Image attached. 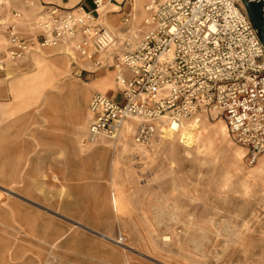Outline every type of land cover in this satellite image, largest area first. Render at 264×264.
<instances>
[{"label": "rangeland", "instance_id": "374dc122", "mask_svg": "<svg viewBox=\"0 0 264 264\" xmlns=\"http://www.w3.org/2000/svg\"><path fill=\"white\" fill-rule=\"evenodd\" d=\"M0 1L21 13L20 22L48 2ZM113 3L118 8L103 3L98 22L135 43L146 0ZM5 47L0 32V58ZM79 59L74 66L58 51L34 52L0 71V167L11 179L0 183V209L9 253L23 248L16 262L264 264V155L249 165L224 119L204 112L174 134H161V125L145 147L134 142L135 120L115 142L85 143L91 96L118 89L114 71L91 74ZM80 69L89 72L77 78ZM0 264H12L5 248Z\"/></svg>", "mask_w": 264, "mask_h": 264}, {"label": "built area", "instance_id": "2783aa9c", "mask_svg": "<svg viewBox=\"0 0 264 264\" xmlns=\"http://www.w3.org/2000/svg\"><path fill=\"white\" fill-rule=\"evenodd\" d=\"M108 1L93 0L91 12L50 7L34 20L37 34L30 39L18 30L20 12L0 18L6 32L0 71L6 61L67 44L74 57L91 62V74L114 71L120 96L91 97L85 143L115 142L125 123L135 120L134 142L145 147L164 122L180 125L204 112L224 119L248 164H255L264 155V48L242 2L146 0L143 31L129 44L98 22Z\"/></svg>", "mask_w": 264, "mask_h": 264}, {"label": "crops", "instance_id": "0c3cea01", "mask_svg": "<svg viewBox=\"0 0 264 264\" xmlns=\"http://www.w3.org/2000/svg\"><path fill=\"white\" fill-rule=\"evenodd\" d=\"M92 1L93 0H91V4H88V0H48V2L46 1V3H42V5H43L42 7H44V10L39 11L36 14V17L33 20L28 22L27 20H24V17H23V20L21 22L20 21L18 22V30H19V32L21 33V35L25 39L33 38L37 34V31L33 27V22L39 15H41L48 8H50V7H58L60 9H64V10H74L76 8H81V9H83L84 12H91L93 10ZM111 1H119V0H111ZM109 4L111 6H113L114 8H118V6L116 4H114L113 2H111ZM85 7H88V8L85 9ZM11 11H17V10L16 9H8V8L4 7L3 9L0 10V18H8L10 16V14H11ZM126 21H129V20L126 19L125 22ZM0 32H2V34H3L4 38H5V41H6L5 28L0 29ZM130 35H131L130 33L128 34V36L125 35V38L122 39V41H127L129 44H135L139 40V38L141 36L140 35L138 38L134 39L135 43H132L131 40H133L132 39L133 36L131 37ZM42 51L43 52L44 51H58L60 53H63L70 59L71 64H73L74 66L75 65L77 66L76 60L79 59V58L76 59V57H74L72 55V53L70 51V47L67 44L59 45V46H57L55 48H47V49L36 50L35 53H41ZM72 56H73V58H72ZM80 61L81 62H89L90 63L89 64L90 68L93 69L92 64H91L90 61H88V60H80ZM80 70H84L86 72H89V71H87L85 69H80ZM108 83H109V80L104 79V80H99L98 85L101 87L102 91H105V88L107 87ZM81 96L83 97V95H81ZM117 96L119 97V100H120V96L118 94L114 95L111 98H113L115 100V97H117ZM84 98H85V96H84ZM7 172H8V175H9V171H7ZM9 180H11V179H9V177L6 176V170H3L0 167V183L6 185L7 184L6 182H8ZM11 193H13L12 188L8 189V194H11ZM0 201H1V196H0ZM5 216H7V212L0 209V226L4 227V229L0 228V231L3 232L4 235H5L3 240H1V242H0V248H5L6 249V251L8 252L9 261L12 264H25V262H16L19 259V257H18L19 256V251H22V249H23V248H21L22 246H19V249L16 250L15 252L9 253V248H8V244L9 243L7 242V240H8L7 237H6V233L7 232H6V229H5V228H7L8 225L5 223ZM10 230H11L12 234L13 233L15 235H19L20 234V232L16 231L13 227H11V225H10ZM100 236L102 238H105L103 235H100Z\"/></svg>", "mask_w": 264, "mask_h": 264}, {"label": "water", "instance_id": "95a60500", "mask_svg": "<svg viewBox=\"0 0 264 264\" xmlns=\"http://www.w3.org/2000/svg\"><path fill=\"white\" fill-rule=\"evenodd\" d=\"M241 2L264 48V0H241Z\"/></svg>", "mask_w": 264, "mask_h": 264}, {"label": "bare ground", "instance_id": "6f19581e", "mask_svg": "<svg viewBox=\"0 0 264 264\" xmlns=\"http://www.w3.org/2000/svg\"><path fill=\"white\" fill-rule=\"evenodd\" d=\"M107 3H111V1H108ZM263 14H264V10H263ZM180 125H175V124L171 125L169 123L164 122V124H162V126H161L160 133L163 135L174 134L180 128ZM195 126H196L195 123L191 122L186 127V129H187L186 131L188 134H184V142L187 143L188 145H190L192 143V136L191 135H192V132H194L193 130L195 129Z\"/></svg>", "mask_w": 264, "mask_h": 264}]
</instances>
